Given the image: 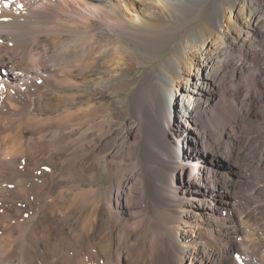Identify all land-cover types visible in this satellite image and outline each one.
<instances>
[{"label":"bare ground","instance_id":"obj_1","mask_svg":"<svg viewBox=\"0 0 264 264\" xmlns=\"http://www.w3.org/2000/svg\"><path fill=\"white\" fill-rule=\"evenodd\" d=\"M207 2L0 0V235L11 238L0 246V264L222 259L212 236L184 241L176 224L183 217L197 222L208 198L233 189L223 171L233 172L234 146L246 170L264 180V127L250 126L264 102V65L239 56L247 38L259 34L250 0H223L181 32ZM90 18L98 22L95 34ZM122 41L155 53L173 45L148 72L143 99L133 100L127 131L107 144L109 130L101 133L102 124L92 123L90 105L42 117L41 89L90 81L85 76L77 83L64 65L94 66L110 77L133 72L138 64ZM74 48L79 58L71 55ZM243 73L251 82L244 93L237 82ZM73 121L81 122L68 125ZM25 129L32 131L27 140ZM225 141L230 146L221 163ZM104 156V193L82 187L98 181ZM259 203L263 208L264 195Z\"/></svg>","mask_w":264,"mask_h":264},{"label":"rangeland","instance_id":"obj_2","mask_svg":"<svg viewBox=\"0 0 264 264\" xmlns=\"http://www.w3.org/2000/svg\"><path fill=\"white\" fill-rule=\"evenodd\" d=\"M221 1L223 0H208L191 19L183 24L184 27L181 28V32L184 33L197 24L205 13L211 10L212 7H215V5H219ZM247 1L249 2V0ZM249 3L251 10L255 12L257 17L259 34L247 38V45L240 50L239 56L244 62H250V60L256 62L258 60V63L264 65V0H250ZM67 14L76 17L70 12ZM89 22L88 29L90 33L93 31L92 33L95 34L98 22L91 18ZM75 27L77 28V26ZM91 37L92 35H89V38ZM96 42L97 41L94 42V45ZM122 43L133 51L134 60L136 59L138 64L133 72L110 77L97 71L94 66L78 65L75 70H72L71 67H66V65H64L63 68L66 70L63 69L64 72L73 75L77 74L75 77L77 83H81V79L85 76H87L90 81L82 83L81 86L80 84L68 87L59 86L56 87L57 90L55 88L41 89L39 95L41 101L40 110L43 112L42 117L46 118L48 113H52L51 116L53 117H61L65 115L66 112H73L90 105L94 107V119L92 123L96 125L102 124L101 133H105L107 129L109 130V135L107 138H104L107 144H110L114 138L127 131L131 127L130 124L133 122L128 114L131 110L133 100L143 99L142 86L146 77L149 75L148 72L150 73L152 69L157 68L161 64L167 54L171 52L173 45L164 52L155 53L143 45L128 44L124 41H122ZM71 55L79 58L80 50L74 48ZM237 56L238 54L236 57ZM87 58H89V56ZM158 59L160 60L158 61ZM249 62H246L245 65L246 67L252 68V64ZM85 67H87V69H85ZM227 72L229 74L230 70H227ZM249 77L247 73L237 76V82L243 93L247 85L251 83ZM261 88L264 91V85H262ZM259 92L260 91L257 92V98ZM176 104H180V99L175 97L172 109L175 114L179 115L181 108L178 109ZM255 111L256 116L250 120V126L253 129H259L260 126L264 127V121L261 120V118H264V102H258V107H256ZM82 116L83 114H81V117ZM6 122L7 120L2 121L3 124ZM80 122L73 121L68 125H76ZM16 126H19V124L17 122L13 123L12 127ZM86 127L85 125L81 131L86 129ZM31 135L32 131L25 129L23 132V139L27 140ZM68 137L74 139L76 135H69ZM229 146V141H225L224 147H226V150L222 151L224 156H221L223 161L220 160L219 162L224 163L223 158H225ZM235 147L236 146H234L232 158L233 172L223 171L224 173H228L234 184V190L231 189L229 193H222V195L216 194L208 198L205 203H203L204 209L199 211V213H201V219L197 222L191 221L190 219L187 220L186 217H183L182 220L185 222L180 220L176 226L181 233L185 234L180 237L184 241L187 240L186 237L188 236L191 237V239H196L198 234L208 237L212 236L214 251H221L223 253L222 259L217 262V264H249L250 257L255 259V264H264V207L262 208V205L259 203L264 195V180L260 181L257 174L246 170L243 163L239 160L240 152L237 151L239 148ZM104 159L106 160V156H104L101 161V166L99 167L100 176L98 181L91 185L82 183V187L88 188L92 186L94 188H102V192L104 193V189L107 186V179L102 169ZM202 164L203 162L199 163V165ZM74 167L75 164L73 165V168ZM62 168L64 170L63 175H65L68 166L65 164ZM226 202L229 204H226ZM209 207L211 209H209ZM5 236V234L0 235V246H4L8 243V238L9 241H11L10 237ZM209 250L210 248H207L203 257H208L206 253H209ZM189 251L192 253V248ZM175 260L177 261L176 258ZM182 264L188 263L184 261Z\"/></svg>","mask_w":264,"mask_h":264}]
</instances>
